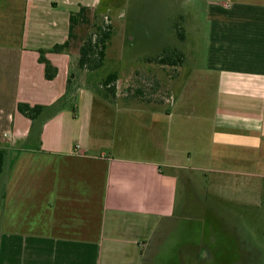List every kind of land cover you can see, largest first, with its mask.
Segmentation results:
<instances>
[{"label":"crops","instance_id":"0c3cea01","mask_svg":"<svg viewBox=\"0 0 264 264\" xmlns=\"http://www.w3.org/2000/svg\"><path fill=\"white\" fill-rule=\"evenodd\" d=\"M171 1L185 38L173 32L161 49L185 55L170 91L172 83L181 87L160 104H133L153 112L160 125L150 137L153 157L129 158L107 154L108 145L95 139L93 91L79 112L71 104L44 113L37 134L18 111L20 103L50 107L67 94L100 0H0V149L7 151L0 264H143L151 238L164 241L160 225L182 219L180 185L188 195L194 161L206 179L198 264L222 257L210 248L219 241L238 246L234 264L256 252L254 232L243 220L264 211V0ZM131 40L125 33L121 42ZM198 47L201 62L192 55ZM41 52L58 70L53 80L45 77ZM166 104L165 115L146 107ZM225 197L237 206L233 231L221 214ZM182 254L173 264L193 259L187 248Z\"/></svg>","mask_w":264,"mask_h":264},{"label":"rangeland","instance_id":"374dc122","mask_svg":"<svg viewBox=\"0 0 264 264\" xmlns=\"http://www.w3.org/2000/svg\"><path fill=\"white\" fill-rule=\"evenodd\" d=\"M170 2L172 1L100 0L93 11L94 24L96 26L105 23L111 25L113 36L108 44L104 64L100 69L96 71H87L79 67L74 69L70 92L67 97L70 98V104L78 107L77 112H79L85 100V95H93L94 93L93 134H95V139L102 141L103 145H108V147L102 149L107 154L129 158H151L155 153L150 137L153 134L154 124L158 126L160 123L157 122L158 120L153 119V112L150 111L148 114L143 112L142 108L133 104H160V102L169 98L170 93L173 95V92L176 91L177 94L179 87H181L179 84L172 83L170 91L171 81L178 77V68L161 66L152 62L153 59L165 51L161 48L171 43L173 32L183 30L181 26H184V21H182L181 16L173 12V9H170ZM180 7H183V4L178 5V12H182ZM121 17L122 19H120ZM198 22H202V19ZM125 33L133 37V40L127 44L121 42L125 37ZM200 48L198 47L197 52L192 53L197 61L202 60L203 56ZM186 49L188 50V48ZM189 69H186L184 74ZM113 72H118L119 75L115 97L103 85L107 75ZM90 91H93V93ZM138 91L141 94H138ZM75 96H78L77 100ZM124 104L127 106H124ZM146 107L148 109L155 107L157 111L165 115V109L170 108L171 105L166 104L162 108L156 106ZM160 122L165 123L163 120H160ZM193 147H197L196 141ZM214 152L217 151L214 150ZM97 153L99 154L100 151ZM219 165L230 168L229 165ZM198 168L199 162L194 161L190 172L191 176L194 177L192 178L194 182L188 195L184 194V187L180 185L182 186L180 187L182 196L180 194V197L178 196L179 210L177 216L182 217V219L172 220L169 224L164 222L160 225L159 230L165 234L163 236L164 241L159 243L155 235L151 238L152 245L149 249L145 247L144 250L145 261L143 264H164L165 261L168 264H173L175 255L183 252V257L186 248L187 253L193 255V259L189 260V264L199 263L194 255L198 254L197 249L200 246V207L201 198H204L206 194L203 192L205 189L202 187V185H205L206 179L204 177L205 173ZM229 198L232 199V196H229ZM210 200L212 204L217 205L215 197H210ZM224 201H221L220 204L221 206L225 204L224 210L226 211L221 214H224L226 227L233 231V217L237 214L234 208L237 206H232L236 204L235 202H227L226 197ZM258 210L256 211L257 214L255 213V220H243L245 225L250 224L251 228L247 227L248 230L251 233L254 232L257 240V250L251 255L248 253L241 254L244 257L236 264H264V211L259 212ZM183 220L187 221V226L184 225ZM164 227L169 232L165 231ZM242 235L240 241L245 238L243 232ZM185 236L187 237V243L184 241ZM221 238H225V235H221ZM223 244V241H219L218 244L214 243L210 247L211 249L215 248L216 253H220L219 257H222L219 259L211 258L206 264H234L232 261L234 259V248L238 246L226 243L224 246ZM240 246H242V249H246L244 244ZM176 248L177 252L175 253ZM157 253H161L160 256L164 255L165 258L160 257L158 259L159 257H156L154 259L153 257ZM216 256L218 257V255ZM176 263L181 264L177 260Z\"/></svg>","mask_w":264,"mask_h":264},{"label":"trees","instance_id":"16d2710c","mask_svg":"<svg viewBox=\"0 0 264 264\" xmlns=\"http://www.w3.org/2000/svg\"><path fill=\"white\" fill-rule=\"evenodd\" d=\"M177 35L180 40H184L185 36L182 31L177 30ZM112 26L105 23L102 25L93 26V31L90 35L87 36L84 44L80 49V58L78 62V66L80 69L87 71H96L100 69L106 57L107 47L112 39ZM40 63L44 65L45 77L47 80H53L58 70L47 60L45 57V53H40L39 58ZM153 63H157L161 66H170V67H182L185 63V55L179 51L178 49H167L163 51V53L153 59ZM119 75L118 72H113L107 75L106 79L103 81V85L108 88L110 94L115 97L116 94V83L118 81ZM72 74L68 80V89L67 94L61 98L57 103L50 107H42V106H34L31 107L28 104L20 103L18 105V111L30 119L33 123L32 135L37 134L35 123L39 120L40 117L44 115V113H48L49 116L52 114L64 109L67 105H71L69 103L70 98H68V94L70 92ZM139 92V91H138ZM138 94H141L140 92ZM71 107H74L73 105ZM75 112V108H74ZM7 151L4 149H0V175L4 171V166L6 162Z\"/></svg>","mask_w":264,"mask_h":264}]
</instances>
